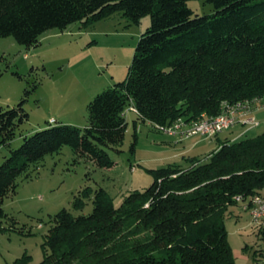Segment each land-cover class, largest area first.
<instances>
[{"label": "trees", "instance_id": "obj_1", "mask_svg": "<svg viewBox=\"0 0 264 264\" xmlns=\"http://www.w3.org/2000/svg\"><path fill=\"white\" fill-rule=\"evenodd\" d=\"M189 1L0 0V39L13 37L27 49L49 30L75 23L88 28L121 14L137 25L151 17L126 79L88 104L84 129L54 120L10 150L0 166V217L19 182L32 179L46 157L64 147L98 168H113L106 149L123 143L131 107L138 121L154 126L216 117L224 103L264 99V0H207L213 6L207 15L194 14ZM25 102L0 107V146H9L29 119ZM190 162L189 169L150 170L152 185L119 207L100 188L89 215L60 211L40 264H237L225 215L236 198L263 196L264 132L220 142L210 155ZM82 204L78 196L74 207ZM128 223L144 233H131Z\"/></svg>", "mask_w": 264, "mask_h": 264}, {"label": "rangeland", "instance_id": "obj_2", "mask_svg": "<svg viewBox=\"0 0 264 264\" xmlns=\"http://www.w3.org/2000/svg\"><path fill=\"white\" fill-rule=\"evenodd\" d=\"M188 6L197 15L213 12L207 0H191ZM150 25L149 15L136 25L115 14L88 28L75 23L65 31L49 30L37 47L29 49L13 37L1 38L0 107H16L26 98L24 108L29 119L9 146H0V166L10 150L22 145L25 136L45 128L52 119L84 129L88 104L126 79L139 39ZM27 91L30 94L26 97ZM262 103L264 107V99ZM260 111L256 126L235 124L213 137L196 135L180 140L138 121L129 108L123 143L106 149L113 168H98L64 147L60 154L46 157L32 179L19 182L17 194L5 199L4 216L0 217V264H40L47 252L45 240L54 216L63 209L76 217L89 215L95 191L100 188L119 207L130 194L152 185L150 170L169 166L189 169L191 158H205L220 147V142L259 136L264 132V109ZM260 193L264 196V189ZM78 196H82L83 204L76 209ZM243 206H230L225 215L232 248L242 249L246 244L264 247L261 233ZM127 225L133 234L145 231L136 223Z\"/></svg>", "mask_w": 264, "mask_h": 264}, {"label": "built area", "instance_id": "obj_3", "mask_svg": "<svg viewBox=\"0 0 264 264\" xmlns=\"http://www.w3.org/2000/svg\"><path fill=\"white\" fill-rule=\"evenodd\" d=\"M262 99L247 100L244 102H238L237 104L224 103L222 105V116L217 117V121L202 123L197 119L186 121L184 118H179L172 124L168 125H154L157 130L168 134L174 138H180V140H187L191 138V135L203 134V136L213 137L218 133L224 132V127L231 124H252L256 126V120L251 117V114L258 107L261 106ZM137 115L138 111L131 107ZM51 123H55L54 120ZM256 124V125H255ZM252 224L256 229H264V200L263 206L260 211H256V216H251Z\"/></svg>", "mask_w": 264, "mask_h": 264}, {"label": "crops", "instance_id": "obj_4", "mask_svg": "<svg viewBox=\"0 0 264 264\" xmlns=\"http://www.w3.org/2000/svg\"><path fill=\"white\" fill-rule=\"evenodd\" d=\"M262 108L264 109L263 103L260 107L254 110V112L251 114V117H253L256 121L258 119V116H260L259 115L261 113L260 109ZM242 125L245 126V124H242ZM244 129L246 130V128ZM240 135H238L235 139H237ZM232 141H235V140H232ZM255 230L259 232V229H255ZM262 238L264 239V235H262ZM233 253H234V257L236 259L237 264H264V247L262 246V244L255 245V246H250L246 244L242 249H238V250L233 249Z\"/></svg>", "mask_w": 264, "mask_h": 264}, {"label": "bare ground", "instance_id": "obj_5", "mask_svg": "<svg viewBox=\"0 0 264 264\" xmlns=\"http://www.w3.org/2000/svg\"><path fill=\"white\" fill-rule=\"evenodd\" d=\"M221 116H222V113L216 117H208L206 115H202L201 117H199V121H201L202 123L215 122V121H217V117H221ZM231 126H235V124L226 125V127H224V131ZM218 134H220V133H218ZM196 135H202L203 136V134H195V135H191V138L196 136ZM263 200H264V196H261V195H257L255 197L248 199V200H244L242 198H236V202L243 203V205H244L243 207H244L245 211L249 212L250 216H256V211L261 210V207L263 206Z\"/></svg>", "mask_w": 264, "mask_h": 264}]
</instances>
